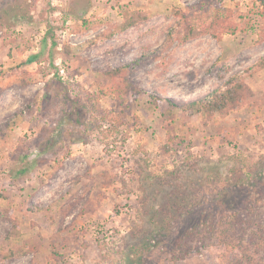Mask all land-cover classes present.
I'll list each match as a JSON object with an SVG mask.
<instances>
[{
	"label": "rangeland",
	"instance_id": "1",
	"mask_svg": "<svg viewBox=\"0 0 264 264\" xmlns=\"http://www.w3.org/2000/svg\"><path fill=\"white\" fill-rule=\"evenodd\" d=\"M216 10L215 34L180 40ZM262 10L259 0H0V210L16 217L11 243L27 245L0 264H135L140 238L138 264H264ZM141 58L126 73L137 98L110 93L118 80L103 72ZM23 68L32 83L20 88ZM236 73L251 92L239 107H187ZM29 99L37 107L16 115ZM230 168L254 178L224 193L223 180L210 186L216 173L228 185ZM171 169L181 175L173 187L156 177ZM179 191L194 206L172 203L165 234L148 239L153 206ZM233 209L250 220L251 237L226 223L225 235L190 232ZM9 229L0 218L1 246Z\"/></svg>",
	"mask_w": 264,
	"mask_h": 264
},
{
	"label": "trees",
	"instance_id": "2",
	"mask_svg": "<svg viewBox=\"0 0 264 264\" xmlns=\"http://www.w3.org/2000/svg\"><path fill=\"white\" fill-rule=\"evenodd\" d=\"M259 4L262 7V9H264V0H259ZM179 13L176 14L177 16H182L184 15L182 10L178 9ZM264 10H262L260 12V15H263ZM24 16H21L20 14L15 16L13 21H17V18H23ZM214 20L211 21V23H206V24H202L199 29L195 28L193 25L192 26H186L185 27V31L182 34L181 37V41H186L192 37L198 36L200 34L203 33H213L215 34L216 31L218 30L217 27V22L219 21V12L218 10H216V12L214 13ZM136 21V18H130V20L128 22H124L122 27H128L129 25H132L134 22ZM178 22L180 20H177ZM234 27V26H233ZM55 44V43H54ZM67 46V45H66ZM20 54L23 53V50L21 49ZM40 52H34L32 54H30L25 60H22L19 64V67L22 66H26L35 62H38L40 59ZM260 61H264V57H261L259 59ZM142 63V58L141 59H137L136 61H134L131 64H126L122 67H116V68H108L107 70H105L103 73L105 74V76L107 77V79L111 80V81H115L118 80V85L116 86H111L109 89L110 93H117L118 95H127L129 96L130 99H136L138 96V92L139 90L137 89V87L130 81V79H128L127 76V72L130 70V68L132 67V65H135L137 67H139V65ZM18 76L20 77V82H19V87L20 88H25L26 86L30 85V83H32L31 80V74L30 72H28L27 70L20 69L17 72ZM59 82V80H58ZM251 96V92L249 90V87L246 85V83L241 79V76L239 74H234L231 79L228 81V83L225 84L224 87H219L216 88L214 90H212L211 92H209L206 96L199 98L197 100H193L187 103V107L189 109H195L197 112L198 111H204L207 114H212V113H217L219 112L220 114L224 115L226 113L227 110L230 109H234L239 107L242 103H244L246 101V99L248 97ZM150 99L154 100V101H158L159 99L156 98L155 95L153 94H149ZM26 103L24 104L25 107L22 108L21 110L19 109L18 111H16V115L19 113H30V111L37 107V102L35 99H29L27 101H25ZM170 104H172L170 101H168ZM174 105V104H172ZM192 167H195V164H191ZM175 169H171V170H165L164 171V175L161 176H156L159 177L160 179H164V182H168L170 184V186H174L173 181H175V179L177 180L179 177H181V175L177 172H175ZM231 176V181L230 183L225 184L223 179H220L221 177L216 173H214V178H212L209 182H210V186H215L216 182H220L221 180H223V193L224 192H229L230 187L236 185H245L244 182L248 181V177L251 175L249 172L247 173H240V174H236L233 168L229 169ZM54 173L51 174V177L53 176ZM248 176V177H247ZM253 176V177H252ZM82 176H79V179ZM165 177V178H162ZM252 179L254 178V175H251ZM250 179V177H249ZM207 182V181H206ZM162 184V183H161ZM214 189V188H213ZM176 190V189H173ZM218 189L216 190V196L218 197V195L220 194V192H217ZM179 194V195H178ZM178 196L176 197V199H172L170 201V203L167 204L168 207H170L169 209L167 208V206L164 207H156L154 208L153 206V215L150 217L152 222L154 223L153 228H150L148 230V235H146L148 237V239H157L158 236H161L162 233H164V231L167 229V227H169L170 225V221H171V213H172V209H174V207L172 206V203H176L179 205V208L181 209H186V212L191 210L192 207L194 206L195 203L192 202L191 203H187V196L185 194V192H178ZM222 194V193H221ZM175 195V194H174ZM198 198L196 197V200ZM198 201V200H197ZM176 204V205H177ZM172 207V208H171ZM178 208V209H179ZM177 211V210H176ZM164 212V213H163ZM225 217H222L221 215L218 216V218H216V220L212 219L209 217V219H204L201 221V223L199 225H201L202 227H194L193 229H190L192 231L190 232H197V234H201L202 229L206 226H208V231H213V228H218V230L220 231V236L225 235L228 232V228L227 231L222 230V224L226 223L227 226H231V227H237L238 228V235H243L248 232V237H251L253 234V231L251 232V228H249L251 226V222L248 219H244L242 218V216L240 215L239 211H236L235 209L233 210H226L225 212H222ZM163 217H161V215H163ZM5 217L9 220L10 223V229L6 232L5 237H4V242L2 243V246L0 245V254H2V256L4 257H9V256H22L24 254H26L27 252V245L26 243H23L22 245H15L11 243V238L14 236H18L20 231H19V226L17 224L16 221V217L12 214V210L10 208H6V209H2L0 210V218ZM159 219V221L157 220ZM165 234V233H164ZM144 236V237H146ZM255 236V234H254ZM146 239V240H148ZM242 239V238H239ZM199 240L201 241V245H204V240L205 237L202 235L201 238H199ZM176 246H178L180 248V251L182 252H188L187 249L184 248V246L187 245L188 242H186V239H184V241L186 242V244H184V242L180 241V239L176 240ZM145 245V241H142V238L139 239V241L134 245V248H136V252L135 254H133V258L131 263H135L138 264L141 262L142 257L144 255V250L142 248H144ZM193 248V246L190 248L189 251H191ZM137 250H141L138 251ZM130 264V262H129Z\"/></svg>",
	"mask_w": 264,
	"mask_h": 264
},
{
	"label": "crops",
	"instance_id": "3",
	"mask_svg": "<svg viewBox=\"0 0 264 264\" xmlns=\"http://www.w3.org/2000/svg\"><path fill=\"white\" fill-rule=\"evenodd\" d=\"M2 42L0 41V44H1ZM1 46H2V44H1Z\"/></svg>",
	"mask_w": 264,
	"mask_h": 264
}]
</instances>
